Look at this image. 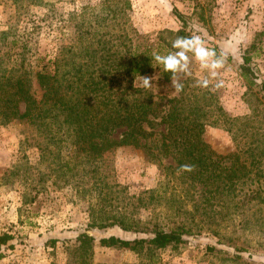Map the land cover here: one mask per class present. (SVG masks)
Masks as SVG:
<instances>
[{
    "label": "trees",
    "instance_id": "1",
    "mask_svg": "<svg viewBox=\"0 0 264 264\" xmlns=\"http://www.w3.org/2000/svg\"><path fill=\"white\" fill-rule=\"evenodd\" d=\"M35 1L39 0L28 3ZM49 8L46 15L54 18L53 5ZM129 8L127 0L82 5L67 17L59 16L62 23L45 40L40 35L49 26L46 18H28L24 24L19 23L24 18L20 16L7 20L6 29L0 30V124L24 120L36 129L41 158L46 157V176L85 197L87 229L112 225L127 231L150 229L149 235L132 239L102 236L97 245L128 249L152 263L158 250L175 249L192 229L184 223L143 228L138 222L111 217L105 209L110 186L102 171L112 153L121 146L141 149L164 177L195 183V212L203 219L224 220L233 219L244 207L241 192L247 184H257L250 191L251 200L264 203L260 187L264 140L257 132L242 135L227 127L234 152L216 153L205 144L200 138L204 124L227 121L221 106L213 103L215 93L200 87L196 91L191 72L180 74L185 87L177 94L171 87L172 74L152 59L154 54L175 51L172 42L177 36L190 35L184 29L162 30L153 38L129 31ZM177 16L184 23L183 15L177 12ZM239 70L249 88L257 86L264 93L248 52L242 55ZM143 76L157 77L150 89L142 87ZM211 108L219 115L210 120ZM167 158L174 166L162 165ZM184 164L193 165V170L181 171ZM183 199L178 197L177 202ZM196 229L201 227L195 225ZM78 237L77 244L67 248V264H90L96 239L87 231ZM11 238L0 235V246Z\"/></svg>",
    "mask_w": 264,
    "mask_h": 264
},
{
    "label": "rangeland",
    "instance_id": "2",
    "mask_svg": "<svg viewBox=\"0 0 264 264\" xmlns=\"http://www.w3.org/2000/svg\"><path fill=\"white\" fill-rule=\"evenodd\" d=\"M39 1L0 0V30L6 29L7 20L13 21L18 16L24 17L19 22L22 24L28 18L35 21L46 18L49 26L43 27L40 35L45 40L62 23L59 16L67 17L73 9L97 5L102 0ZM127 1L129 31L153 38L162 30L184 29L189 35H202L207 46L224 54L225 64L217 77L223 85L217 88V79H211L210 86L200 90L215 93L213 103L221 106L227 121L205 123L201 140L224 155L236 150L227 127L241 131L242 135L257 132V137L264 140V93L257 86L249 88L239 70L242 55L248 52L257 83H264V0ZM50 5L57 14L54 18L46 15ZM177 12L185 18L184 23ZM191 72L196 90L197 82L209 73L200 68L194 57ZM209 115L211 120L219 113L211 108ZM39 138L36 129L24 120L0 124V235H12L0 246V264H67V248L77 244L83 231L96 239L90 264H264V203L251 200L250 193L257 184L244 186L241 192L244 207L233 219H203L195 212V183L193 186L176 183L164 177L141 149L118 147L109 166L102 171L110 186L105 188L108 190L105 209L109 215L138 222L143 228H151L153 223L165 228L184 223L192 229L183 243L175 249L158 250L150 263L134 251L97 245L102 236L132 239L149 235L150 229L127 231L117 225L87 229L85 197L62 181L55 185L46 176V157L41 158ZM162 165L168 168L174 162L167 158ZM260 184L264 194V178ZM159 194L162 198H157ZM178 197L183 199L181 204ZM195 225L201 229L195 230Z\"/></svg>",
    "mask_w": 264,
    "mask_h": 264
},
{
    "label": "clouds",
    "instance_id": "3",
    "mask_svg": "<svg viewBox=\"0 0 264 264\" xmlns=\"http://www.w3.org/2000/svg\"><path fill=\"white\" fill-rule=\"evenodd\" d=\"M172 48L175 51L167 54H154V59L159 65L163 66L165 72H170L171 87L177 94L183 91L185 85L180 80V74L191 75L192 57L199 62L201 69L209 73L208 77L197 82V86L208 88L211 79H217L218 71L224 67L225 57L223 53H218L214 48L207 46V43L202 35L192 34L190 36H177L172 42ZM191 54V56H190ZM141 85L145 89H150L152 81L157 77L143 76ZM223 85V81L217 79L215 87L219 88ZM193 165H181V171H192Z\"/></svg>",
    "mask_w": 264,
    "mask_h": 264
}]
</instances>
